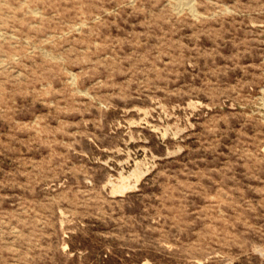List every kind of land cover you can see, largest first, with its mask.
Masks as SVG:
<instances>
[{
    "label": "rangeland",
    "instance_id": "rangeland-1",
    "mask_svg": "<svg viewBox=\"0 0 264 264\" xmlns=\"http://www.w3.org/2000/svg\"><path fill=\"white\" fill-rule=\"evenodd\" d=\"M0 264H264V0H0Z\"/></svg>",
    "mask_w": 264,
    "mask_h": 264
}]
</instances>
